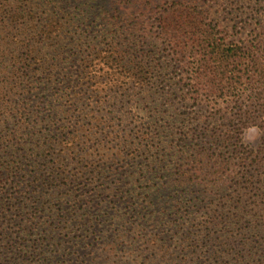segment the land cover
I'll use <instances>...</instances> for the list:
<instances>
[{"label":"trees","instance_id":"obj_1","mask_svg":"<svg viewBox=\"0 0 264 264\" xmlns=\"http://www.w3.org/2000/svg\"><path fill=\"white\" fill-rule=\"evenodd\" d=\"M0 264H264V0H0Z\"/></svg>","mask_w":264,"mask_h":264},{"label":"rangeland","instance_id":"obj_2","mask_svg":"<svg viewBox=\"0 0 264 264\" xmlns=\"http://www.w3.org/2000/svg\"><path fill=\"white\" fill-rule=\"evenodd\" d=\"M212 12H213L212 17L218 19L220 23L223 25V27L229 28L230 30V32L228 33L229 39L244 37L246 36L248 31L254 27L253 25H250L249 22H247V20L241 18L244 17V14H239V16H236V15H231L227 11L216 12L214 8L212 9ZM160 49H162V46L158 48V50ZM161 52L162 53L165 52V53L159 54V56L164 57L165 55L166 60L168 59L170 63H175L168 51L162 50ZM117 114L118 113L113 115L117 116ZM128 129L131 130L130 128ZM244 137L247 143L255 145L259 138V131L256 127H250L245 130Z\"/></svg>","mask_w":264,"mask_h":264}]
</instances>
